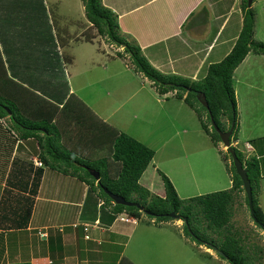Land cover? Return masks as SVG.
Listing matches in <instances>:
<instances>
[{
	"label": "crops",
	"instance_id": "obj_1",
	"mask_svg": "<svg viewBox=\"0 0 264 264\" xmlns=\"http://www.w3.org/2000/svg\"><path fill=\"white\" fill-rule=\"evenodd\" d=\"M43 1L46 18L32 31L21 34L19 25L16 26L18 30H8L0 23V37L16 38L13 45H10L12 42L4 44L0 41L3 69L7 72V77L3 74L0 91L13 95L15 101V111L5 107L7 114L0 116V264H120L123 259L133 263L135 256L129 254L127 247L140 229V221L130 227L127 224L129 229L127 226L124 228L121 225L124 222L119 218L127 214H121L110 224L109 215L102 214L104 201L96 193L88 195V185L79 178L84 173L73 176V169L66 172L64 167L47 156V149L52 147V143L91 161L108 158L110 164L111 128L132 137V132L138 134L130 131L132 120L140 119L144 111H149L148 115L156 117L157 127L160 128L165 121L167 131L178 125L186 133L190 128H183V114L190 113L188 119L192 118L195 123L199 120L198 115L184 100L170 95L173 93L158 94L147 78L127 66L128 55H120L121 58L117 55L123 54L124 49L115 52L107 49L103 38L88 21L82 0ZM102 3L117 16L123 37L138 46L155 69L192 82L203 80L210 65L229 55L243 26L241 0H102ZM260 3L264 4V0H256L252 6L256 13L255 36L259 18L256 8ZM15 10L18 19H22L23 13L19 12L18 6ZM18 40L25 43L20 44ZM76 42L88 47L83 54L82 49L80 59L73 50L71 54L64 52L67 46L72 47L71 44ZM9 48L14 51L22 49L40 67L45 62L48 75L58 74L54 82L59 91L57 97L55 92L41 93L32 86L45 84L41 80L43 76L36 70L29 76L24 74L23 79L11 74L5 53ZM48 52H57L61 58L69 87V94L63 102L58 99L64 94V78L57 62H51L53 58L42 57ZM253 54L249 53L234 72L240 128L237 139L232 142L234 148L242 152L245 161H259L258 199L264 214V140H259L264 138V55ZM15 62H12L15 73L22 72L21 67L25 63L19 62L16 66ZM2 71L0 66V73ZM93 71L100 74L98 78L90 79L89 74ZM106 78L114 82L112 87L106 83L102 85ZM135 79H138L137 83ZM33 80L41 82L34 83ZM147 82L153 92L146 91ZM90 89L97 100L101 96L106 98L105 104L110 111H97L85 103L92 98L87 94ZM137 95V104L125 111V103ZM149 97L160 109L148 105ZM122 109L125 112L115 121ZM156 121L148 123L156 126ZM195 123L191 122V130L195 131ZM168 137L163 138L157 150L153 147L155 145L132 137L155 152L152 163L140 180L148 190L150 188L143 181L156 174L155 171L159 172L157 151L168 145ZM252 140L259 141L254 145L250 143ZM203 153L201 158L205 157ZM174 154L175 151L170 153ZM43 157L47 158V163L41 159ZM48 164H53V167ZM191 165L181 164L179 167L185 169ZM40 168H43V176L34 196L31 188ZM152 168L154 170L149 174ZM165 175L170 177L168 173ZM229 175L226 190L233 185L232 174ZM208 184L212 188L217 186L210 178ZM245 196V191L237 192V210L248 209ZM85 226H89V231H85ZM145 235L138 240V254L141 255V245L147 239ZM88 236L90 239L86 238Z\"/></svg>",
	"mask_w": 264,
	"mask_h": 264
},
{
	"label": "trees",
	"instance_id": "obj_2",
	"mask_svg": "<svg viewBox=\"0 0 264 264\" xmlns=\"http://www.w3.org/2000/svg\"><path fill=\"white\" fill-rule=\"evenodd\" d=\"M15 2L16 5L14 4ZM82 2L85 7L86 17L96 30L98 36L119 48L122 47L124 53L130 57L134 71L147 78L153 84L158 94L167 95L173 93L177 99L184 100L198 115L202 129L210 136L215 146H218L222 142L214 125L221 132L229 131L233 127L232 140L237 139L240 125L234 89V72L249 53L264 55V43L254 39L255 12L252 7L249 8L247 0H243V26L232 51L221 62L210 65L205 78L198 82H191V80L180 76L165 75L159 72L142 55L141 49L138 46L133 45L125 37L120 35L117 16L112 10L103 5L102 0H82ZM16 6H18L19 12L23 13V18H20V20L18 19V14L15 13ZM26 14H29L30 17ZM44 18H46V9L43 0H0V23L5 25L8 30H13L19 25V29L22 30L20 32L21 34L30 32L35 26H41ZM0 41L4 44H10L12 42L10 45H13L16 38L2 36L0 37ZM5 53L10 62L9 66L11 67L12 75L14 74V76L23 79L24 74L29 76V73L36 70L43 76L41 80L45 84H32V86L41 93L49 91L55 92L57 97L59 91L57 84H54V82L58 74L48 75V65L45 62L40 67L38 63H33L34 60H31L29 54L23 52L22 49L14 51L13 48H9L5 50ZM120 55L124 56L123 54ZM42 57H50L53 58L50 59L52 63L54 60L57 62L56 65L61 73V77L64 78V94L58 101L63 102L69 94V87L60 62V55L57 52L55 54L48 52L42 55ZM14 61H16V66L19 62L25 63L21 67L22 72L15 73L13 70L14 64L12 63ZM3 63L0 54V66L2 67L3 74L7 77V72L3 69ZM3 74H0V77ZM46 78L49 79L46 81ZM33 81L34 83L41 82L37 80ZM196 93H202L206 96L209 109L200 104L197 100ZM10 97H13V95H10ZM12 99L14 101V98ZM7 101L9 100L3 97L0 98V116L7 114L5 107L11 111H15V105L11 106ZM83 107L89 110L86 106L83 105ZM204 117H206L205 120ZM223 119H227L228 129H226ZM111 130L113 131V135H109L112 159H110L112 161L110 164L108 163V158L91 161L77 155L75 152L62 149L57 145L55 146L52 143V147L49 150L47 149V156L64 167L66 172H69V169H73V176L76 173H84L79 178L88 185V195L96 193L97 197L104 201L102 214L109 215L110 224L114 223L121 214H127L139 221L145 214V216L154 220L156 224H160L173 220L174 218H170L168 215L174 213L180 216L181 220L185 221L183 232L186 238L199 246L206 245L209 248H218L225 255V257H219L228 261L229 264H257V262L258 264H263L264 247L250 242L249 237L233 224L235 203L237 200L236 194L238 191L244 192V188L243 182L236 172L232 157L228 151L227 153L231 160V164L228 163V171L232 174L233 181L231 189L185 200L179 197L170 179L162 174L165 196L160 197L159 195L152 194L140 184L143 174L154 159L155 152L134 138L114 128H111ZM259 140L262 141L264 138ZM259 140H252L250 143L255 145ZM233 150L248 171L253 188L255 216L264 225V214L259 207V193L256 191V189H259V181L261 179L259 161H245L244 155L238 148L235 147ZM41 159L47 163V158L43 157ZM48 165L53 167V164ZM90 171L99 174V183L90 174ZM42 176L43 168H40L36 172V177L31 188L34 196L40 187ZM106 190L123 197L129 202H136L141 207L116 205L106 193ZM245 202L249 210L247 196H245ZM255 227L261 229L257 224H255ZM208 234H212L211 237ZM124 262L130 263L128 260L123 259L120 264Z\"/></svg>",
	"mask_w": 264,
	"mask_h": 264
},
{
	"label": "rangeland",
	"instance_id": "obj_3",
	"mask_svg": "<svg viewBox=\"0 0 264 264\" xmlns=\"http://www.w3.org/2000/svg\"><path fill=\"white\" fill-rule=\"evenodd\" d=\"M242 4H243V0H241V9H242ZM252 9L255 12L253 7ZM256 9L257 11H259V18L256 27V36L254 29V39L264 43V4L260 3L259 5H257ZM255 19H256V13H255ZM15 29L18 30V28H14L13 30ZM187 33L189 34V32ZM1 34H2V26L0 24V35ZM120 35L123 36L121 33ZM18 41L20 42V40ZM22 43L25 42L21 41L20 44ZM103 45H105L107 49H111L112 52H115V50H120V51L123 50L122 47L119 48L118 46L110 42H107V40L104 38H103ZM71 46L72 47L67 46L66 47L67 49H64V52L66 51V53L71 54L72 53L71 51L73 50V52L74 51L77 52L79 59L82 58V54L85 53L87 50L86 48H88L80 45L79 42L73 43L71 44ZM83 48L84 50L80 57V52L82 51ZM120 54L121 53H117V55L121 58ZM123 55L125 56L127 54H125L123 51ZM126 62L128 67L134 69L130 57L129 59L128 58L126 59ZM68 67H69L68 69L70 70L71 67L69 65ZM0 74H3V71ZM99 75L100 74L98 72L93 71L89 74V77L90 79L91 78L96 79L99 77ZM106 75L110 76L108 74ZM135 80L137 83L138 79ZM3 81H4V76L1 75L0 86ZM103 83L104 84L102 85H105L106 83L107 86L109 87H112L114 85V82L110 78H106L103 81ZM138 86H141V83H138ZM98 89H100V87H98ZM145 89L146 91L153 92L148 82L145 85ZM2 90L5 91V89ZM87 94L91 95L92 98L91 99L88 98V100H86L85 103L89 104L97 111H99V109L110 111L108 106H106L105 104L106 98L101 96L100 99L97 100L95 93L91 89L87 90ZM170 95L174 96V94H170ZM2 97L4 99H8L9 101L7 102L11 106L15 105L12 99L14 98V96L10 97L8 95H5V93H0V98ZM138 98L139 96L137 95L136 97L132 98L129 102H126L124 105L125 111L129 108L133 109L134 105L137 104L136 101L138 100ZM148 105L150 107L158 106L152 97H149ZM157 108L160 109V107ZM125 111L123 109L120 110L117 113V117H115L114 120L117 121L118 117L120 118L121 114L124 113ZM148 112L149 111H144L143 117H141L140 119L132 120L133 123L131 125L130 131H136L138 133L136 134L132 132L133 135L132 137L140 139L144 143L155 145L153 147H157L155 148L157 150L162 145L163 138L169 136L168 145L157 151L156 161H158L159 163L156 162V164L159 172L155 171L156 174H154L149 178H145V181H143L145 186L150 188L149 191L154 195L155 194L159 196L165 195L164 183L161 176L162 174L165 175L166 173H168L169 176L171 177L170 178L167 176L173 183V186H175L174 187L175 190L178 189L177 193L181 199L186 200L201 195L215 193L220 190L221 191L226 190L225 187L228 185V180L230 178L227 165L228 163L231 164V160H230V156H228L227 149L225 148L223 143H220L218 146H215L212 143L210 136L208 134H205L203 132L204 130L202 131L199 120L197 121V123H195V121L191 120L192 118L188 119V117H190V113L183 114L181 120L183 128H185V126H187V128H190V130H187L188 132L185 133L184 130L179 128L178 125L171 127V129L167 131L165 121L161 123L162 126L160 128L157 127V125L159 124L156 121V117L150 114L148 115ZM205 119L206 117H204V120ZM155 121L157 122L156 126H152V124H149V123H155ZM191 122L193 124L195 123V127H194L195 131L193 129L191 130V128H193ZM223 122L226 126V129H228L229 125H227L228 124L227 119L224 120ZM213 145L216 148H214ZM232 145H234L233 142ZM174 151H175L174 156L170 155V153L172 154ZM195 151L198 152L193 154ZM225 152L226 154H224ZM202 153L203 156H205L204 158H201ZM179 157H181V159H179ZM181 164H186V165L192 164L191 165L192 167L189 168V166H187L185 167V169L184 168L180 169L179 165ZM150 170L151 171H149L150 172L149 174H151L154 169L152 168ZM209 178L214 183H216L217 186H214L212 188V186L208 184ZM99 181L100 180H97L98 183ZM161 191H163V193H161ZM256 191L258 190L256 189ZM142 217L143 218L139 222L140 229L135 233L133 242L131 244L129 243L127 247L129 254L132 253L135 256L134 258L136 260L132 259L134 264L135 263L136 264H229L228 261L220 258L218 254H216V252L212 250V248H209L206 245L199 246L190 239L186 238L183 232L184 230L183 220L173 219L170 222H163L160 224L158 223L156 224L154 220H151L148 216H145V214ZM119 220L122 223L123 222L126 223V224L124 223L121 224L124 228L126 226L128 227L127 224H130L129 225L130 227L131 225L135 224V222L139 221L130 217L129 215H122L120 216ZM233 224H235V226L240 228L242 232L249 237L250 242H252L253 244L255 243L262 245V247H264V232L261 229L255 227V224L250 217L249 210L245 209V207H243V209L237 210L236 203H235V217L233 219ZM143 228L149 229V231L143 230ZM89 229H90L89 226H85V231H89ZM144 234H146L145 238L147 239L145 244L141 245L143 249V253L141 255L140 253L138 254L140 248V245L138 244V240L139 238H142V235ZM211 235L212 234H208V236L210 237ZM86 238L90 239L89 236ZM133 263L124 262L123 264H133ZM263 264H264V260H263Z\"/></svg>",
	"mask_w": 264,
	"mask_h": 264
},
{
	"label": "water",
	"instance_id": "obj_4",
	"mask_svg": "<svg viewBox=\"0 0 264 264\" xmlns=\"http://www.w3.org/2000/svg\"><path fill=\"white\" fill-rule=\"evenodd\" d=\"M247 3H248L249 8H251L253 3H254V0H247ZM196 97L202 106L209 109V104H208V101H207V98L205 95H203L202 93H196ZM214 127L221 137V142L223 143V145L225 146L227 151L230 153L232 160H233V164L236 168V172L243 182V188H244L245 194H246L248 201H249L250 216H251L253 222L255 224L259 225L261 227V230L264 232V225H262L255 216V211H254V207H253V188H252V184H251V181L249 179V176H248V171L245 169L243 162L238 158L236 152L233 150L234 146L232 145V135H233L234 129L232 127L227 132H221L216 125H214ZM90 174L96 180L100 179V176L98 173H96L94 171H90ZM106 193L109 195V197L113 200V202L116 205H123V206H129V207H132V206L141 207L140 204H138L136 202H129L126 199H124L123 197L115 195V194L109 192L108 190H106ZM168 216L170 218L180 220V216H177L174 213H172ZM183 222H185V221L183 220ZM212 250H214L216 252V254H218V256L225 257L224 253L222 251H220L218 248L213 247Z\"/></svg>",
	"mask_w": 264,
	"mask_h": 264
},
{
	"label": "built area",
	"instance_id": "obj_5",
	"mask_svg": "<svg viewBox=\"0 0 264 264\" xmlns=\"http://www.w3.org/2000/svg\"><path fill=\"white\" fill-rule=\"evenodd\" d=\"M247 148H250V146L247 145ZM38 166H42V163H38ZM87 230V229H86Z\"/></svg>",
	"mask_w": 264,
	"mask_h": 264
},
{
	"label": "clouds",
	"instance_id": "obj_6",
	"mask_svg": "<svg viewBox=\"0 0 264 264\" xmlns=\"http://www.w3.org/2000/svg\"><path fill=\"white\" fill-rule=\"evenodd\" d=\"M247 147V146H246Z\"/></svg>",
	"mask_w": 264,
	"mask_h": 264
}]
</instances>
